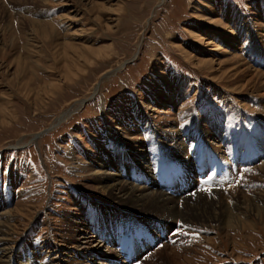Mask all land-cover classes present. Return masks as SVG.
Returning <instances> with one entry per match:
<instances>
[{"label":"rangeland","instance_id":"rangeland-1","mask_svg":"<svg viewBox=\"0 0 264 264\" xmlns=\"http://www.w3.org/2000/svg\"><path fill=\"white\" fill-rule=\"evenodd\" d=\"M213 20L220 26L213 28ZM204 39L214 45L206 47ZM243 62L264 72V0H0V198L2 187L12 186L16 195L0 199V207L22 211L10 222L21 250L16 264H33L34 257L47 263L56 246L68 259L63 254L82 234L74 226L84 225L85 208V227L94 235L106 224L101 236L120 262L126 246L134 249L143 239L147 249H135L144 259L153 246L187 250V264H264V91L240 88L243 74L229 69ZM240 120L248 124L243 140ZM254 126L261 130V161L236 155L241 184L231 196L244 190L250 201L232 213L228 202L236 197L221 198L214 180H189L191 161L198 160L188 151L201 157L197 165L207 174L214 168L210 154L226 150L219 135L225 130L230 143L249 148ZM183 139L186 147L178 151ZM144 147L161 182L147 174L140 180L145 168L137 187L172 197L181 208L205 198L180 202L188 190L179 185H200L216 195L219 208L186 222L119 205L103 193L111 177L98 174L114 163L110 158L126 159L123 150ZM173 188L177 194L169 193ZM160 226L171 236L163 246ZM132 230L138 236L127 238Z\"/></svg>","mask_w":264,"mask_h":264},{"label":"bare ground","instance_id":"bare-ground-1","mask_svg":"<svg viewBox=\"0 0 264 264\" xmlns=\"http://www.w3.org/2000/svg\"><path fill=\"white\" fill-rule=\"evenodd\" d=\"M210 24L214 28V26H217V25L220 26L221 23H219L217 20H213L210 22ZM209 40L204 39V41H203V43L206 47H211L214 45V43L212 41H209ZM227 51L224 53L227 54ZM235 55L236 54H233L234 57L232 58V61H234V60L236 61L237 57H235ZM206 61L211 62V64L214 63V61H212V60H206ZM229 70L230 71H237V73H235L236 75L238 73L243 74L242 76L244 77L245 82L240 87V88H242V90H244V89L252 90L251 92H253V93L259 92V94H260V92L264 91V72L261 73L262 71L259 72V70L253 69L250 65H248L245 62H243L242 64H240L237 67H232ZM221 72H223V71H221ZM219 73H220V71H219ZM224 75H225V73H224ZM97 91H98V87L95 88V93H97ZM69 113H72V111H70V112L67 111V112L63 113L59 117L58 120L63 121V119H65V117ZM40 135L41 134H36L35 139L39 138ZM186 136L187 135L185 133L182 136V138L183 137L188 138V136L187 137ZM35 139H34V141H35ZM184 140L185 139L179 140V142H176L175 147L177 146V149L179 148L180 150H182L184 147H186L185 146L186 143H183ZM181 145L183 147H181ZM179 149H178V151H180ZM218 150H220V152L222 154H223V152L225 153V149H223L221 147L220 148L218 147ZM123 151L128 153V158L118 159V160L115 159L114 157L110 158V159H113L112 161H114V163L107 164V168H106L105 172L103 171V173L98 174V175H104L106 177L107 176L111 177L110 181L112 183H110V185H107L104 188L101 187V190L103 193H107L109 196H111L113 200H116L119 205H126L129 207H132L133 209H142L143 211L158 210V212L165 214L166 217H170L173 219L183 218V220L186 222L187 221H190V222L195 221L194 220L195 218H200V217L205 218V215H206V217L208 215L207 210H210V209L215 210V208H217V207L219 208V206L216 205L219 203V201H217L218 199L215 197L216 195L214 193L209 194L208 192H198V193H196L195 196H191V195H189V193L192 191L188 190L182 196L179 197L180 202L184 201V200H188L192 197L197 198L200 196H203L205 199H200V200L188 202L185 206L180 208L176 205V203L173 200H171L172 197H166L165 195H162V194H154V193L150 194L149 192H147L146 189L141 188V187H137V186H139V184H137L135 182L140 179V178H138V173L139 172L141 173L143 169L146 168L147 172L143 171L144 175L140 180L145 181L144 176L146 174H147V176H149V179L153 178V176H155V169L151 168V166H149V159H147L148 147H144L142 149L141 148H139V149L138 148L137 149H126ZM146 160H147L148 165H147V163L144 164V162H146ZM188 164L190 165V163H188ZM142 165L146 166V167H144V168L142 167V169H141ZM147 166H148V168H147ZM103 168H105V167L103 166ZM103 168L101 165L100 169L103 170ZM113 168L117 169L116 173H114L112 171ZM129 168H130V171H128ZM135 171L137 173L136 176L134 175ZM219 192L221 193L220 194L221 198L227 197L229 200L231 197H236L235 202H233V201H232L233 203L228 202V204L233 207V209L230 210V212H232V213L236 209L241 208L240 206L242 204L247 203L248 199L245 198L246 196H245L244 190H242L240 192V195H239L240 198L237 197L238 195L231 196V194L233 193L232 189H230V191H228V192L227 191H219ZM78 200L81 201V199H78ZM224 200H225V198H224ZM254 200H255V198H254ZM215 201H217V202H215ZM248 201H250V200H248ZM6 210L7 209H3V207H0V264H16V259L18 256H20L19 253L21 252V250L15 245V243L12 239L14 227L11 225L10 222H11L12 217H14L16 214H18V212L20 213L22 211L18 207L16 209H14L13 212H11V211L7 212ZM85 210L86 211H84V212L86 215H88L87 217L89 218L90 217V215L88 214L89 212L86 208H85ZM87 217L85 218L86 221H84V225L82 224L83 221L80 219L81 225L79 223H77V225L74 226V228H76L75 231H77L78 233L81 232L82 234L81 235L79 234V237L76 239V242L71 244L70 249L66 250V253L63 254L68 259L65 258L64 259L65 261H63L62 260L63 256H61V258L59 257L60 253H62V250L58 246H56L55 247L56 251L52 252V254L56 253L55 258H52L49 262L47 261V263L43 262L41 264H60V263H62V261L67 263V264H86L84 261L82 262V260H81L84 258H89L90 260H96V258H100L101 260L105 259L104 261H102V263L100 262L98 264H103V263L106 264L109 262L108 260L110 258H111V260H114L112 262H115L116 264H128L129 262H131V264H165V261L162 260L163 259L162 257L164 255H166V257L167 256L171 257L174 261V264H187V262H189L191 260V256H189V254H187V252H186L187 250L184 252H180L178 250L169 251V250H167L168 248L162 249L161 247H159L157 250L153 251V248H152L153 246L151 247V249L149 248V251L147 252L148 255L146 254V256H148V257H145V259L141 258L138 255V252H137L138 250H136L135 248H139V250H142V249H147L148 245H150V243L146 242V246H144V245H143V247L140 246L141 243L144 244L143 239H142L141 242L140 241L136 242L139 245L138 247H137V245H135L136 243L133 245L134 249H131L130 247L126 246V248L123 250L124 251V257H126V259L124 260V262H122V261L120 262L118 260V258L120 256L119 254H117L118 251L116 252L115 249L109 248V246H110V245H108L109 243L107 241L105 242L103 240L104 237L101 236L102 235L101 231L105 230L106 224L104 226V223L103 224L101 223V225H103V230H101L100 232H95L94 235H92L91 230L85 227L86 222H88ZM208 219H207V221H208ZM94 221H95V223H98L99 217L94 218ZM190 222H189V224H193ZM201 222H203V221H201ZM89 224H90V226H93L92 223H89ZM160 227L161 228L158 229L157 231L159 234L162 235L163 234L162 232H164L165 230L162 228V226H160ZM149 230L150 229H148L144 233L149 235L150 234L148 232ZM95 234H96V236H95ZM161 235H160V239L163 240L162 239L163 236H161ZM151 236H154L153 239H155V236H158V234L157 235L153 234ZM114 238H117V237L115 236ZM128 244L129 243H127V245ZM173 247H175V246H173ZM104 249L107 250L108 254H104V252H103ZM142 256H144V255H142ZM143 259H144V261H143ZM33 262L34 263L37 262V257H34ZM169 262H171V261H169Z\"/></svg>","mask_w":264,"mask_h":264}]
</instances>
